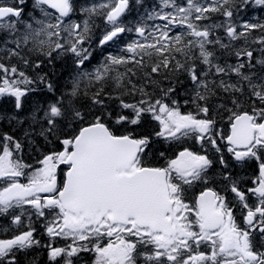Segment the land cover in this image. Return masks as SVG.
<instances>
[{
    "label": "snow or ice",
    "instance_id": "snow-or-ice-1",
    "mask_svg": "<svg viewBox=\"0 0 264 264\" xmlns=\"http://www.w3.org/2000/svg\"><path fill=\"white\" fill-rule=\"evenodd\" d=\"M27 5L0 0V51L23 65L0 60V264L41 247L48 264H264V22L244 19L264 0H160L135 23L129 0ZM67 56L66 82L39 71Z\"/></svg>",
    "mask_w": 264,
    "mask_h": 264
},
{
    "label": "trees",
    "instance_id": "trees-1",
    "mask_svg": "<svg viewBox=\"0 0 264 264\" xmlns=\"http://www.w3.org/2000/svg\"><path fill=\"white\" fill-rule=\"evenodd\" d=\"M4 3H11L12 0H3ZM31 2L32 0H28V5L27 7L30 8L31 6ZM81 2H83V0H81ZM89 3H100L101 0H88ZM160 0H141V3H137V0H129V9L126 11L123 19L125 21V23L128 22H137L142 20L145 17V14L148 11L153 10L154 8L157 7V5H159ZM252 17H255L256 19H253L252 22H264V12L261 11H255V12H251L248 13L247 15L244 16V19H252ZM95 23L98 26L95 35L99 36L100 32L103 31L105 25L103 23V18L102 17H95ZM222 17L219 16H213V21L210 22H219L220 20H222ZM148 24L153 23V21H148ZM155 23H160V21H155ZM261 32L260 31H255L252 33V35L249 37V43H251V41L253 39H255L256 37L260 36ZM136 39V36L134 33H129L124 35L120 41L119 44L116 46H107L103 51H101L100 49H97L94 53L95 55V59L92 61L91 65L89 66V69L91 70V68H94L96 66H98V63L103 59V57L105 55H107L108 53L111 54H121L120 50L122 48H124V46L130 42L131 40ZM240 44L243 43V41L239 42ZM3 46L0 45V48H2ZM253 48H257V45H252ZM33 59H35V57L33 56ZM41 59H44L43 57H41ZM0 60H2L5 63H16L18 64V66H20L21 68H23V65L19 64V61L16 58H13L11 61L7 60V58L5 57V54L3 51H0ZM132 66V65H129ZM25 71H27L29 73V75H34L35 73L31 70V69H24ZM74 70V65L72 62V58L71 56H67V57H62L59 59H54L52 61V63H48L45 60V64L43 65V67L39 70L41 73H48V77L50 80H52L54 83L60 84V83H64L66 82V80L69 77V74L72 73ZM136 71V76L133 77V80L138 82V83H143V79H142V71L136 67L134 69ZM120 72H124L125 71V67L121 66L119 69ZM115 73H113L114 75ZM173 79L175 77H172ZM158 79L161 81V83L164 86H168L169 81L165 80L163 75H161L160 77H158ZM179 79L181 81L185 82V86L187 85V77L184 75H180ZM177 91L178 93H183V87L180 85H177ZM37 97H29V103L31 102L32 99H35ZM39 98H43L42 96ZM125 99H129V97H125ZM183 99V96H181V100ZM0 111L6 112L7 110H13V98L11 97H3L0 100ZM114 103V102H112ZM225 127V130L227 129V125H223ZM13 128L11 125H9V123L7 122V120H0V133L3 132H12ZM15 134L17 136L20 135L19 131H16ZM25 157L30 158L27 153L25 155ZM250 174L253 171L252 168H250ZM239 170H240V166H239ZM240 176V175H238ZM46 244V243H45ZM62 244H57V246H60ZM40 258V260H39ZM45 258V264H48V256H47V250L45 248H43V250L41 252H34V253H30L25 255V264H43L41 263V260ZM85 259H89V257L87 255H85ZM39 260V261H38Z\"/></svg>",
    "mask_w": 264,
    "mask_h": 264
},
{
    "label": "flooded vegetation",
    "instance_id": "flooded-vegetation-1",
    "mask_svg": "<svg viewBox=\"0 0 264 264\" xmlns=\"http://www.w3.org/2000/svg\"><path fill=\"white\" fill-rule=\"evenodd\" d=\"M1 100V99H0ZM1 102V101H0ZM12 110H7L6 112H11ZM165 147V145L160 144L159 148L162 150ZM26 159H29L28 157H25ZM149 159H151V156L149 157ZM239 166H240V170H239ZM233 172L237 175H240V177L242 179H247V176L250 175V169L249 168H245L244 166L241 165H236L233 162V168H232ZM9 226V221L6 218H0V235H3L2 230L6 227ZM37 227V234H36V238L39 239L41 241V244H45L48 243V237L44 234V230L43 227L41 225V223H37L36 224ZM11 233H8V235H10ZM57 244H63V241H57ZM43 250V248H34L28 251L27 254L30 253H34V252H41ZM20 259V264H25V255H21L19 257ZM40 260V258H39ZM38 260V261H39ZM41 263L45 264V258L41 260Z\"/></svg>",
    "mask_w": 264,
    "mask_h": 264
}]
</instances>
